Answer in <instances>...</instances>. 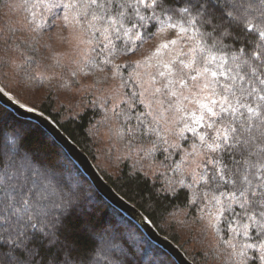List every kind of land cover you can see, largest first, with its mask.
Segmentation results:
<instances>
[{
    "label": "snow or ice",
    "instance_id": "obj_1",
    "mask_svg": "<svg viewBox=\"0 0 264 264\" xmlns=\"http://www.w3.org/2000/svg\"><path fill=\"white\" fill-rule=\"evenodd\" d=\"M170 2L33 0L31 8L62 6L65 22L70 13L75 23L83 18L109 56L120 54L113 41L121 35L131 39L135 29L142 40L141 28L152 35L149 21H160L161 32L178 29L152 53L160 58L170 50L140 84L138 103L148 111L135 117L139 125L129 132L146 138L140 151L147 156L159 152L162 164L171 161L166 167L173 177L163 191L178 196L190 190L191 203L205 202L225 222L235 264H264V0H195L179 9L188 27L161 20L158 13L167 14ZM129 54L135 55L130 46L123 50L125 58ZM74 196L25 162L0 176V264H89L77 260L69 243L78 227ZM240 236L245 239L233 243Z\"/></svg>",
    "mask_w": 264,
    "mask_h": 264
},
{
    "label": "trees",
    "instance_id": "obj_2",
    "mask_svg": "<svg viewBox=\"0 0 264 264\" xmlns=\"http://www.w3.org/2000/svg\"><path fill=\"white\" fill-rule=\"evenodd\" d=\"M190 2L195 3V0H171L169 12L158 15L165 24L175 22L188 27L186 16L179 9ZM24 3L25 0H0L2 86L23 102L49 115L89 154L116 190L139 207L159 232L177 243L195 264H235V258L229 255L232 250L225 242L232 235L227 231L225 222L217 221L213 215L214 209L210 205L205 207V202L191 203L190 190H178V196L163 191L167 180L173 177V172L166 167L171 161L162 164L164 158L159 152L154 153L153 157L147 156L140 151L142 145L146 146V138L139 131L134 134L129 132L130 128L139 125L135 117L148 109L138 103L141 97L132 77L134 63L125 58L123 50L129 46L135 50L141 41L160 29V21L148 22L147 27L152 35H148L144 28L139 29L144 37L142 40L136 38L135 29L130 33L131 39L123 35L119 40L114 39L120 54L109 56L107 49L101 51L103 38L99 34L93 37L92 30L81 18L76 25L90 43L89 54L80 65L82 75L91 78L96 88L121 79L123 99L113 103L107 100L103 106L104 96L90 89L86 95L78 97L76 107L70 108L67 101L72 97V85L79 81L71 79L75 67L66 66L57 57L51 63L46 56L49 53L45 41L54 26L55 15L46 18L43 7L37 5L35 9L31 8L33 0H28L27 8ZM253 3L258 4L259 0H253ZM16 12L19 19L15 18L16 14L7 16ZM168 16H171V20ZM124 58L126 61H122ZM106 59L110 63H105ZM133 93L137 95L133 96ZM129 102L134 105L131 109ZM126 115L132 118L126 120ZM104 130L115 136L117 145L109 147L102 142ZM115 146L118 150L113 152ZM105 147L108 155L110 151L112 153L109 155L112 159L110 166L103 163L106 161L102 150ZM179 159L173 154L172 160L179 162ZM22 162L54 177L65 191L71 189L75 193L72 223L78 227L72 230L69 243L78 254L79 262L149 264V261H155L156 264H178L135 221L96 189L79 165L44 127L36 121L18 116L0 102V176H10ZM53 173H58V177ZM110 230L115 231L117 236L109 235L107 232ZM243 239L242 236L237 237L233 243Z\"/></svg>",
    "mask_w": 264,
    "mask_h": 264
},
{
    "label": "rangeland",
    "instance_id": "obj_3",
    "mask_svg": "<svg viewBox=\"0 0 264 264\" xmlns=\"http://www.w3.org/2000/svg\"><path fill=\"white\" fill-rule=\"evenodd\" d=\"M47 2L49 4H56L61 3V0H47ZM43 10L45 9L43 8ZM18 11L20 12L19 9ZM45 11L46 18H49L51 15H55L54 26L50 31L49 38L45 41L46 51L49 53L46 56L51 63H54L57 58H59L64 64H66V66H70L72 68L75 67L74 72L71 73V79L72 81L75 79L79 80L72 85V97H69V102L67 101L69 107H76V105L79 103L77 102L78 97H83L81 95H86V91L90 89L93 93L104 96L105 101L103 102V106L107 104V100H110L113 103L123 99V81L121 79H114L108 85L102 86V88H96L91 78H86L84 75H82L80 65H82L83 61L89 54L90 43L85 33L78 28L75 22L71 20V14H69V21L65 22L63 20V16L65 15L66 10L62 6L53 7L50 11ZM14 14H16V19L20 18L19 13L17 12L11 14L9 13L7 16L9 17L10 15ZM169 23L177 24L175 22ZM177 35L178 29L166 28L164 32H161L160 29H158L151 37L145 41H141L137 45V48L135 49V55H130L128 57L130 61H135L133 62L134 68L132 71V77L138 85L139 91H142L140 84L143 83L145 79H147V73L152 72L155 74L158 59L168 58L166 52L170 50L162 52L160 58L154 57L152 55L158 42H166L167 39L176 38ZM176 47L179 49L180 47H183V45L178 43ZM122 61H126L125 58ZM149 65H151V67ZM73 73H75V75H73ZM102 137V142L105 145L109 147L113 144L117 145L118 140L116 141L115 136L109 133L107 130L103 131ZM102 150L104 153V158L106 159V161L103 163L107 166H110L109 161H112V159L109 157V155H112V153L110 151V154L108 155L106 147ZM112 150L115 152L118 150V147L115 146L112 148ZM54 175L55 177H58L59 174L55 173ZM74 191L76 192L78 189H74ZM107 233L114 237L117 236L113 230H110Z\"/></svg>",
    "mask_w": 264,
    "mask_h": 264
},
{
    "label": "water",
    "instance_id": "obj_4",
    "mask_svg": "<svg viewBox=\"0 0 264 264\" xmlns=\"http://www.w3.org/2000/svg\"><path fill=\"white\" fill-rule=\"evenodd\" d=\"M0 102L18 116L39 123L68 152L71 158L89 177L96 189L116 208L135 221L144 233L157 245L166 250L178 264H195L185 251L168 236L159 232L151 220L134 203L120 194L104 177L89 154L78 145L62 128L43 111L23 102L0 83Z\"/></svg>",
    "mask_w": 264,
    "mask_h": 264
}]
</instances>
